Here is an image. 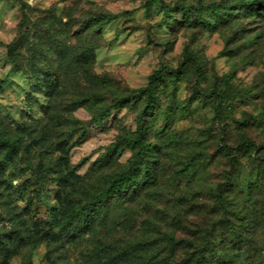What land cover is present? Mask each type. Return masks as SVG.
I'll return each mask as SVG.
<instances>
[{"label":"rangeland","instance_id":"obj_1","mask_svg":"<svg viewBox=\"0 0 264 264\" xmlns=\"http://www.w3.org/2000/svg\"><path fill=\"white\" fill-rule=\"evenodd\" d=\"M0 264H264V0H0Z\"/></svg>","mask_w":264,"mask_h":264},{"label":"trees","instance_id":"obj_2","mask_svg":"<svg viewBox=\"0 0 264 264\" xmlns=\"http://www.w3.org/2000/svg\"><path fill=\"white\" fill-rule=\"evenodd\" d=\"M171 11L175 12V9L173 8V9H171ZM99 18L102 19V18H104V16L99 15ZM87 24H89V21L84 22L82 25L85 28L87 26ZM16 44L17 43L11 44L9 46V51H8V56L14 60L15 65H16V57H15ZM91 49H92V47H85L82 51L91 50ZM17 67H18L16 69L17 71L23 70V68L21 66H18V64H17ZM161 77H163L162 70L155 71L153 73V75L151 76L150 85L147 88L139 89L135 93L130 94V95L125 96V97L124 96H118V98L115 99L113 104L107 106L106 108H104L103 110H101L100 112H98L95 115L93 122L97 123L98 121L105 119L113 109H117L119 107H125L130 103V101H137L142 97H145L147 100V104H146V107L144 109L145 112L144 113L142 112L143 115H145L146 112H148L150 109H152V105L154 103L153 97H154L155 93H154V89H153L152 85L154 84V82L158 78H161ZM53 88H55L54 85H53ZM214 93H216L218 95V101H217V104L215 107L216 117L222 121V120H224L225 114H224V111L222 110L221 106H222V97L225 95V91H221L220 89H215ZM99 95H101V94L95 90V92L91 91V94L89 97L92 99L93 97L97 98ZM143 134L144 133L142 131L140 134V138H138L139 140L143 138ZM223 148L227 152L230 150V146L226 143L223 144ZM11 149H12V146H10V149H9L10 150L9 152L12 153ZM139 166H140L139 162L136 161L135 164H132L127 170L123 171L121 174H119L117 176H114L112 178V180L109 182V185L96 195L95 200L89 204L90 209L88 211L85 210L81 214V217L85 219L86 223H89L91 221L90 217L92 216L91 215L92 211H96L98 209V207L100 206V204H102L101 202L103 200H105V198H107V197L111 198V197L115 196L117 192L121 191L123 185L126 182L132 180V178L136 172L135 171L136 167H139ZM167 239H168V241L172 247H175L177 244H179V240H177L173 236L168 235Z\"/></svg>","mask_w":264,"mask_h":264}]
</instances>
